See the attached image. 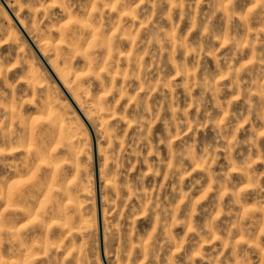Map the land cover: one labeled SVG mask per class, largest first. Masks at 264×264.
I'll list each match as a JSON object with an SVG mask.
<instances>
[{
    "label": "rangeland",
    "instance_id": "obj_1",
    "mask_svg": "<svg viewBox=\"0 0 264 264\" xmlns=\"http://www.w3.org/2000/svg\"><path fill=\"white\" fill-rule=\"evenodd\" d=\"M0 264H264V0H0Z\"/></svg>",
    "mask_w": 264,
    "mask_h": 264
},
{
    "label": "bare ground",
    "instance_id": "obj_2",
    "mask_svg": "<svg viewBox=\"0 0 264 264\" xmlns=\"http://www.w3.org/2000/svg\"><path fill=\"white\" fill-rule=\"evenodd\" d=\"M15 20H16V19H15ZM18 23H19V22H18ZM22 27H23V25L21 26V28H22ZM38 54H39V53H38ZM51 72H52V71H51ZM52 75H53L54 78H56V81H57L58 84H59V81H60V80L55 76V74L52 73ZM54 80H55V79H54ZM72 103H73V102H72ZM74 106H75V105H74ZM75 107H76V106H75Z\"/></svg>",
    "mask_w": 264,
    "mask_h": 264
}]
</instances>
